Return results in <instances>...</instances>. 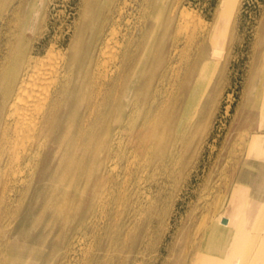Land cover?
Here are the masks:
<instances>
[{
    "label": "bare ground",
    "instance_id": "1",
    "mask_svg": "<svg viewBox=\"0 0 264 264\" xmlns=\"http://www.w3.org/2000/svg\"><path fill=\"white\" fill-rule=\"evenodd\" d=\"M53 1L51 0V2ZM118 1L117 4L113 3L114 6L111 8V0H102L101 9H108V13L104 16H97L81 46L72 43L68 46L66 52H63L64 54L62 53L63 55L57 58L54 57L53 46H50L44 55H33V46L25 47L24 51H18L17 53L13 48L7 49L8 44L12 43L10 35L17 30L19 24L14 19L16 11L6 9L5 3L7 0H0V35L5 32L2 31L4 26L9 32L6 34L8 37L5 42L0 40V52H2V56L0 55V244L3 239L2 253L5 264H45L42 258L36 256L38 250L42 248L44 236L28 239L24 233H18L19 226L17 230H15V227L8 228L11 223L10 219L7 218L8 210H10L8 208H11L10 206L14 203L17 202L18 205L22 204L21 202L26 198L30 201L37 198L43 204L45 209L43 213L46 210V212L50 211L49 213L57 218L59 217L62 223H66L71 216L77 215L85 220L93 208L95 200L100 198L98 196L99 189L103 185L105 186L107 181L108 186H112L110 183L111 178H108L106 174L110 176L116 168L113 163L117 154L119 155L116 150L117 148L121 149L126 140L130 141L137 138L147 151L152 150L154 160H157V162L162 160L166 153L170 156L174 155L175 140L172 147L170 146V150L168 144L171 139L168 131H173L177 115L175 108H172L170 112L168 111L171 102L168 98L167 100L163 99L162 96L169 91V87L166 88L163 82L172 65V55L180 49H178V45H174L176 41H172L173 44L170 46H167L166 41L167 35L171 32V25L175 20V16L171 14L168 17V23L162 31L157 53L149 58L151 64L149 69L146 70L144 63L148 58L147 53L149 54L151 50V42L147 44L146 38L148 32L153 29L154 24L144 19L143 22L137 23V20L135 22L130 19L131 17H125L124 10L128 6L126 4L127 0ZM148 1L153 2V0ZM148 1L147 3H149ZM238 3L239 0H220V7L211 23L206 20L205 22L198 15L187 14L186 8L180 9L178 25L183 23H189L191 26L194 25L193 23L198 24L201 29L199 30L201 39H196H200V41L197 44L196 56L191 55V57H194V61L192 63L185 61L186 65L184 61H181L186 66V68L184 67L185 70L181 69L183 71L181 74H178L177 69L175 70L176 66H174V69L171 66L173 72L174 70L177 71L175 72L177 76H174L176 80L172 84L174 85L173 88L176 89V93L181 92L184 97H182L184 99L182 114L177 122L178 128L180 125L188 123L198 112L201 98L206 95L217 70V62L212 57L216 54H222L229 23ZM74 4L76 5V3ZM86 5L84 4V6ZM9 11L11 15L8 14ZM129 15L131 16V14ZM44 16L46 15H42V19ZM26 20L27 27L25 28H31L32 18H29L28 15ZM76 23L78 22L76 21ZM157 28L158 26H155L154 29ZM183 28L185 27L180 29L183 30ZM189 28L191 29L188 25ZM190 29L187 31L188 33ZM182 38H185V36ZM182 42L181 40L180 43ZM5 46H7L6 51ZM187 48L183 49L187 51ZM183 49L179 51V54L180 52L183 54ZM8 52L9 55L13 53L9 61ZM56 53L58 55V52ZM232 53L235 52L232 51ZM176 62H178V59ZM177 66L179 70L180 67L183 68ZM173 90H171V93L174 92ZM168 94L170 95V93ZM260 108L261 112L255 127L256 130L253 131V127L249 126L250 136L246 141L248 157L242 163V168L237 173V177L233 179L225 210L221 207L222 205L218 206L209 225L204 229L198 228L197 231L202 233V239L192 241L186 235L179 241L172 264H264V199L262 200V197H264V171L255 172L253 170L254 168L264 169V92ZM147 126L150 127L149 131L146 132L144 128ZM132 145L134 146V144ZM122 149L124 148L122 147ZM198 154V150H195L192 154V159L195 162L194 167L197 164ZM133 160L135 161V159ZM129 162L130 165L133 163ZM144 165L142 167H145ZM147 166L150 165L147 164ZM160 166L162 167V165ZM124 168L126 169L125 166ZM128 168L130 169V167ZM132 178L134 179L131 176ZM131 179H129L130 182H132ZM134 181L132 183H135ZM122 187L123 185L120 188ZM125 188L124 192L126 191ZM69 190L75 192L74 197L68 195ZM130 195L132 194L130 193ZM121 197L123 196L121 195ZM106 200L105 202H107ZM119 202H122V199ZM102 206H98V209L99 207L102 209ZM108 208L107 210H109ZM142 208L140 210H143ZM255 210H260L258 212L259 216L254 214ZM29 213L31 214L30 210H27V215H30ZM142 213L139 217L142 216ZM3 219L8 221L7 225L2 224ZM121 220L123 221V219ZM114 221L116 222V220ZM90 222L93 221H88L89 224ZM115 222L113 223L115 224ZM19 229L22 230L23 226ZM117 231V235L108 237L109 244L113 243L114 245V242H120ZM126 235L128 236V234ZM140 237L141 234L138 240L135 241V244H138L137 247L141 245ZM84 240L86 239L84 238ZM69 243L68 241L67 244L69 245ZM87 244L89 245V242ZM99 244V250L102 251L104 245L100 243V240ZM141 255L143 256V254ZM84 261L86 260L84 259ZM84 261H82V264ZM116 264L118 263L116 262Z\"/></svg>",
    "mask_w": 264,
    "mask_h": 264
},
{
    "label": "rangeland",
    "instance_id": "2",
    "mask_svg": "<svg viewBox=\"0 0 264 264\" xmlns=\"http://www.w3.org/2000/svg\"><path fill=\"white\" fill-rule=\"evenodd\" d=\"M47 1L48 0H7L5 8L10 10L14 9L16 11L14 19H16V22H18L19 25L17 30L13 31L10 35L13 45L11 43L10 45L8 44V47L5 46V51L8 48H13L15 53H17L18 51H24L25 47L33 46V55H44L47 49H49L50 46H53L54 57H61L66 52V49L70 44L76 43L81 46L84 39L88 36L91 24L96 21L97 16H104L108 13V9H101L102 0H86L87 2L83 0L85 1V5L88 3L86 6L82 4V0ZM117 1L118 0H111L110 4L112 5L110 7L113 8V3L117 4ZM147 1L148 0H127L126 4L128 6H126L124 10V16L128 18L131 17L130 19L135 22L137 20V23L147 20V22L154 24L153 29L148 32L146 38L147 44L151 42V50L149 54L147 53L148 58L144 63V68H146V70L149 69L151 64L149 58H152L151 56L157 53L159 42L162 38V31L164 26L168 23V17L172 14L175 16V20L171 25L172 29L169 35H167L166 41L167 46H170L176 41L174 45H178V49L180 48L174 53L175 57L174 54L172 55L171 66L173 69L174 66H176L175 70L177 69L179 71L178 74H181V72H183L181 69L185 70V65L188 62L192 63L194 61L193 58L196 56L197 44L201 39V32L199 31L201 29L198 24L196 25L195 23H193L194 25L192 26L189 23L178 25L177 21L180 9L186 8L187 14H194V16L198 15L204 21L206 20L208 23H211L216 15V11L220 7V0H153L151 3L149 1V3H147ZM154 2H156V4H154ZM74 3H76V5ZM136 8L138 9L136 10ZM8 14L11 15L10 11ZM129 14H131V16ZM28 15L29 18H32L31 28H25L27 27L26 19ZM42 15L46 16L42 19ZM137 16L139 19L136 18ZM63 21L66 22L64 23ZM76 21L78 23H76ZM74 23L76 24L74 25ZM188 25L191 27V29L189 28V33L187 32L189 30ZM155 26H158L156 30L154 29ZM182 27L185 28L181 30L180 28ZM3 29L4 30L2 31L5 32L0 35L1 42L6 41V38L8 37L6 34L9 33L7 32L8 29L5 26ZM184 31L186 32L184 33ZM39 34L40 36H38ZM71 34H73V36H71ZM182 35L185 36V38H182ZM239 37L241 38L239 39ZM197 38L200 39L196 40ZM69 40L71 41L69 42ZM181 40L183 41L182 43H180ZM184 40L188 42L186 43ZM192 41L195 42L193 43ZM185 44L189 45L187 46ZM183 48H187V51ZM181 49H183L182 52L185 55L181 52L179 54ZM222 49V54H216L214 57L211 56L217 62V70L206 95L201 98V105L197 114L188 123L180 125L179 128L177 126V122L182 114L184 97L181 92L176 93V89H174V85H172L176 80V77L174 79V76H177L175 73L177 71L174 70L173 72L172 67L170 66L169 70H171H168L167 72V76L163 84L166 88L169 87L168 93H170V95L167 93L162 97L166 100L168 98L171 102L168 106V111L170 112L172 108H175L177 115L173 131H168V135H170L171 139L169 140L168 146L172 147L175 140L174 155L170 156L166 153L162 158V160L164 159L163 163L162 160H158L157 162V160H154L155 158L153 157L154 154L152 153V150L147 151V149L139 143L137 138L130 141L126 140L125 144L122 145L124 149L121 147V149L117 148L116 150L119 153V155L117 154V157L114 159L115 162L113 161L116 168L110 176L106 174L108 178H111L110 183L112 186H108L109 184H107V181L106 185H103L99 189L100 192L98 196H100V198L95 200L93 208L85 218L86 221L81 219L80 215H77L71 216L66 223H62L59 220L60 218L51 215L49 213L50 211L46 212V210L45 213H43V210L45 209L39 199L34 198V200L30 201L26 198L23 202H21L22 204L17 205L16 202L10 206L11 208H8L10 210H8L9 214L7 213V218L11 221L8 228L15 227V230H17V227L19 226L17 230L18 233H24L28 239L30 237L39 238L40 236H44L42 248L38 250L39 252L36 256L42 258L45 261V264H60V262L61 264H82L84 259L86 260L84 261L85 264H116V262L118 264H172L175 258V253L177 252L179 241L183 237L188 235L192 241L195 239H202V233L197 231L198 228L204 229L209 225L212 216L215 214L214 211L218 206L222 205L221 207L223 210L226 208L225 206L231 191L230 188L232 186L233 179L237 177V173H239L242 168V163L248 157L246 141L250 136L248 130L249 126L253 127V131L256 130L255 127L261 112L260 107L264 92V0H239L237 9L230 20L227 37ZM232 51L235 53H232ZM56 52H58V55ZM0 53L2 56V52ZM181 54L185 56L184 59ZM192 54L194 57H191ZM12 56L13 53L12 55H9L8 52V61L12 58ZM177 59L178 62H176ZM181 61H186L187 63ZM177 65L182 66L183 68L180 67L179 70ZM171 87L172 89H170ZM171 90L175 93H171ZM149 127L150 126L144 128V131H149ZM132 144H134V146ZM195 150H198L199 154L197 156L198 159L196 160L197 164H195L194 167L193 165L195 162L192 159V154ZM133 159H135V161ZM118 161H121V163L119 164ZM129 161L133 163L130 165ZM126 164H129L128 167H130V169ZM141 164H145V167L147 164L150 166L145 168L142 167ZM160 165H162V167ZM172 169L174 172L171 171ZM253 170L255 172L264 171V169L261 168H254ZM131 176L134 177V179H131ZM129 179H131L132 182L135 180V183L130 182ZM122 185L123 187L120 188ZM111 187H113L112 189L114 191H111ZM124 188L128 192L129 196L126 191L124 192ZM122 189L123 191L121 192ZM124 193L126 194L124 195ZM130 193L132 195H130ZM68 195L74 197L75 192L73 190H69ZM101 195L104 196L103 199ZM121 195L123 197H121ZM111 196L114 197L112 198ZM121 199L122 202H119ZM263 199L264 197H262V200ZM105 200L107 202L109 201L111 205L109 202L107 204ZM134 201H136V205ZM101 205H103L102 209L100 207L98 209V206ZM107 208L109 210H107ZM141 208L144 211L140 210ZM27 210H30V215H27ZM97 210H100L101 212H99L101 214H105L101 215ZM92 212L95 213L92 214ZM141 212H143L142 216L139 217ZM254 212L256 216H259L258 212H260V210H255ZM88 218L90 219L88 220ZM121 219H123L124 222ZM114 220H116V222ZM4 221H1L2 224L5 223L7 225L8 221ZM88 221L93 222H90L89 224ZM128 221L129 223L127 225ZM113 222H115V224ZM101 223L104 224L102 225ZM22 226L23 229L20 230L19 228ZM80 228L81 231L79 230ZM4 229H6V227H4ZM93 230L97 231L94 232ZM116 231L120 236V242H114V245L113 243L109 244L108 237L110 238L117 235ZM126 234H128V236ZM140 234L141 237L139 238V241L141 245L137 247L138 244H135V241L138 240ZM79 238L81 239L79 240ZM84 238L86 240H84ZM99 240L101 244L103 243L104 249L106 250H99ZM68 241L70 242L69 245L67 244ZM88 242L89 245L87 244ZM2 243L0 244V254L3 251ZM83 243L86 244L84 245ZM95 243L97 244L95 245ZM78 245L82 247H79ZM112 245L115 247L117 245L118 246L115 248ZM86 248H88L87 252ZM141 254H143V256ZM3 256L4 255L2 253L0 255V264H5ZM63 259L64 261H62Z\"/></svg>",
    "mask_w": 264,
    "mask_h": 264
}]
</instances>
